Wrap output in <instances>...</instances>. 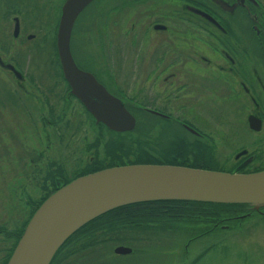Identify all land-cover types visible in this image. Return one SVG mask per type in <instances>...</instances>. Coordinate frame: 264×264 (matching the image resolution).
<instances>
[{"label":"flooded vegetation","instance_id":"1","mask_svg":"<svg viewBox=\"0 0 264 264\" xmlns=\"http://www.w3.org/2000/svg\"><path fill=\"white\" fill-rule=\"evenodd\" d=\"M64 2L57 0L55 4H49L41 0H0V70L8 74L15 85V91L10 93L4 89L6 87L1 90L0 113L15 112L35 121V88L30 87L29 90L25 80H22L25 79L24 74L22 79H17L6 65L19 70L22 62L19 52H35V45L31 47L27 43L35 41V26L43 24L40 22L42 16L48 12L51 19L47 22L52 24V38L56 41ZM94 4H98L97 14L87 20L94 19L92 23L96 25L100 50L109 34L115 38L118 36L117 26L126 8L133 14L129 33L133 52H155L151 59L157 66H146L144 71L147 89L138 87L128 93L126 87L129 82L119 79L117 66L111 80V77L104 76L102 71L91 66L89 60L79 58V62L76 61L78 48L73 39L79 34L82 15ZM44 5L46 12L43 14ZM49 6L55 7V10L51 12ZM136 25L140 26L137 31ZM70 50L80 69L90 72L112 96L122 101L135 117L136 125L130 131L117 132L102 122H96L83 102L70 92L61 66V86L54 83L62 88L61 94L54 92L52 102L50 92L42 98L46 106L45 112H41L42 120L57 124L69 114L75 115L70 109L74 104L80 112L77 115L84 118L97 134L108 132L118 136L134 134L139 115L144 114L151 121L149 141L158 124L172 128L167 132L172 134L173 139L163 152L168 150L169 145L175 146L177 154L174 155V149H171L170 155L179 166L241 173L264 170V0H92L75 18L70 34ZM9 52L17 53L9 55ZM141 67L132 66L131 72ZM157 82L162 87L159 91L153 89ZM131 83L136 84V81ZM57 98L60 102L56 101ZM76 127L77 124L71 128L59 125L57 132L64 139L73 136L78 130ZM94 143H89L88 147ZM70 150V154L76 153V147L68 148L67 152ZM162 156H154L153 159L159 161ZM82 158L78 160L75 157L78 165L84 160L83 166L77 169L95 160L93 154ZM30 163L34 167L35 155L30 158ZM61 166L62 171L57 173L61 179L57 183L74 175L72 170L65 171L64 165ZM19 175L22 179V172ZM14 190L15 199H18L19 192L20 202L24 201L22 189ZM33 207L32 202L25 224L22 205L9 208L0 217V264L8 262L32 216ZM113 212L120 217L126 216L125 210ZM166 212V209L152 211L155 215ZM251 214L264 221V208L240 216L247 219ZM103 219L99 218V221L103 222ZM163 220L165 225L149 223L138 227L122 224L113 226L106 233L102 225H84L67 239L50 264H131L129 256L137 251L135 242L150 241L146 235L149 232L156 236L177 234L184 238L181 250L178 246H164L171 257L168 264H198L204 250L214 245L194 248L193 243L199 237L214 236L215 231L206 228V225L168 224V221L174 220L173 217H164ZM9 240L10 246L7 245ZM118 247L129 251L117 252Z\"/></svg>","mask_w":264,"mask_h":264},{"label":"rangeland","instance_id":"2","mask_svg":"<svg viewBox=\"0 0 264 264\" xmlns=\"http://www.w3.org/2000/svg\"><path fill=\"white\" fill-rule=\"evenodd\" d=\"M41 1L49 4L57 2V0ZM97 6L98 4H94L89 7L82 15L81 21H79L81 22V28L79 34L73 39L76 48H78L75 53L76 61L79 62V58L83 61L89 60L91 66L102 71L104 76L111 77V80L113 79L115 66H117L116 73L119 79L129 82L126 87L128 93L138 87L147 89L144 71H146V66L148 68L149 65H156L152 63L153 60L151 59L155 52H142V50L141 52H133L130 45L131 36H129L133 14L126 8V12L121 14L117 26L119 29L118 36L115 38L114 35L109 34L107 39H104L103 49L100 50L95 31L96 25L92 23L94 19L87 20L91 15L97 14ZM49 8L51 12L55 10V7L49 6ZM45 12L46 9L43 14ZM50 17L49 12L42 16L40 22H43V24L38 23L35 26V41L27 43L31 47L35 45V52H19L22 62L19 64L18 69L25 77L22 80H25L29 90H31L30 87L35 88V121L22 115H16L15 112L13 114L5 111L0 113V217L9 208H19L22 205L24 224L29 216V208L32 202L35 204L53 189L51 180L48 178L50 174L55 173V166L63 164L65 171H73L83 166L84 163L83 160L78 165L75 157L81 160L83 159L82 156L88 158L93 154V148L91 151L88 150L89 143L95 141L94 146L96 147H92L96 148L98 156L104 157L107 142L121 138L108 132L97 134L84 118L77 115L80 112L74 104H71L70 109L75 113L76 119L74 114H69L57 124H54V121L51 123V121L41 119V112L46 110L42 98L47 92H50L52 93L49 95L52 102L54 92L61 94L62 91V88L54 85V83H59L61 86V79L54 61V50L51 49L54 31L52 30V24L47 22ZM137 28H140V26L135 28L136 31ZM13 53L17 52H9L8 54ZM137 65L143 67L134 69L131 72V67ZM119 66H121V69ZM133 81H136V84H132ZM3 88L7 89L8 93L15 91V85L11 77L0 70V93ZM153 89L159 91L162 87L157 82L153 85ZM56 101L60 102L59 98ZM143 115H139L137 130L134 133L135 135L133 134L134 138L143 142L141 153L151 152L150 154L154 156L163 155V149L173 139L172 134L167 132L172 128L166 127L162 123L158 124L155 132H153L154 136L151 137L153 142L152 139L149 141L148 129L151 121ZM73 124H77L76 128L78 130L73 136L70 135L63 139L57 132L59 125H66V128H71ZM122 140L123 142H129L127 138ZM73 147H76V153L70 154L71 150L67 152L68 148L72 149ZM33 148H35V153ZM32 155H35L34 167L30 163ZM64 155H67L66 159ZM21 172L22 179L19 175ZM14 188L22 189L25 196L24 201L20 202L21 195L19 192H17L18 199H15L16 192ZM10 202H12V205ZM229 224L231 223H223L221 225L222 229L217 231L214 236H201L195 241L196 243H193L194 248L201 249L211 243L215 244L223 241L217 244L198 264H264V221L251 214L249 218L243 219L238 227ZM146 235L147 238H150V241L135 242L134 248L137 251L136 254L129 256L131 264H168L171 257L165 252L164 246H178L180 250L183 247L182 239L184 238L178 237L177 234H171L170 236L168 234H157L156 236L149 232ZM10 243L11 240L7 245L10 246Z\"/></svg>","mask_w":264,"mask_h":264},{"label":"water","instance_id":"3","mask_svg":"<svg viewBox=\"0 0 264 264\" xmlns=\"http://www.w3.org/2000/svg\"><path fill=\"white\" fill-rule=\"evenodd\" d=\"M92 0H65L56 34V51L70 92L95 116L117 132L130 131L135 117L87 71L70 50L77 15ZM17 79L23 74L12 65ZM57 189L36 208L6 264H50L57 250L93 218L122 205L157 200H188L264 206V170L225 172L170 164H128L78 176ZM117 252H128L118 247Z\"/></svg>","mask_w":264,"mask_h":264},{"label":"trees","instance_id":"4","mask_svg":"<svg viewBox=\"0 0 264 264\" xmlns=\"http://www.w3.org/2000/svg\"><path fill=\"white\" fill-rule=\"evenodd\" d=\"M51 49L54 50V61L58 68V74H61L59 69L60 63L58 60L55 39L52 40ZM64 79V78H63ZM119 139L117 140H109L105 147L104 157L97 155V150L94 148L93 156H95V160L89 161L84 168L74 169V175L71 178L64 179V181H60V185L66 184L69 181L73 180L78 176H82L88 173H92L104 168L113 167L116 165H128V164H172L177 165L171 154V149H174L175 146L169 145L168 150L164 152L161 160L156 161L154 155L149 152L141 153V146L143 142H140L139 139L134 138L132 133L126 134H117ZM125 136V137H124ZM127 138V141L122 139ZM95 144H93L94 146ZM96 147V146H94ZM92 147H89L88 150L91 151ZM101 157V158H100ZM63 167L61 165L55 166V173L50 174L49 178L51 180V185L53 189L39 201L34 204V207L31 211L33 212L36 208L43 202V200L52 192L57 189V180L61 179L57 176L62 171ZM206 169V168H204ZM214 169L216 168H207ZM218 171V170H217ZM264 206L259 209H263ZM166 209V213H162L160 215H155L152 211H160ZM259 209H253L249 206V204H235V203H214V202H203V201H188V200H157V201H144V202H136L131 204H126L119 206L117 208L111 209L95 218L87 222L85 225H102L104 229V233L109 230L113 226L118 225H133V226H146L149 223L165 225L166 221L163 220L164 217L174 218L173 222L170 220L168 224H196V225H206V228H210L217 233V231L221 230V225L223 223H231L230 226H237L241 224L243 218L240 216L246 212H254ZM116 210H125L126 216L120 217L118 214L116 215L113 211ZM152 213V214H151ZM116 215V216H115ZM240 216V217H239ZM99 218H104L103 222L99 221ZM119 219V220H118ZM130 219V220H129ZM233 223V224H232ZM84 226V225H83ZM201 231V230H198ZM70 238V237H69ZM68 238V239H69ZM67 241V240H66ZM65 241V242H66ZM64 242V244H65ZM215 243L210 249L206 248L204 253L200 255V259L202 260L204 257L208 255L212 249L219 243ZM63 244V245H64ZM63 245L60 247L62 248ZM59 248V249H60ZM57 250V252L59 251ZM56 252V253H57ZM55 253V255H56ZM54 255V257H55ZM53 257V258H54ZM53 260V259H52ZM51 260V261H52ZM200 260V261H201Z\"/></svg>","mask_w":264,"mask_h":264}]
</instances>
